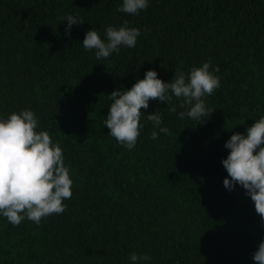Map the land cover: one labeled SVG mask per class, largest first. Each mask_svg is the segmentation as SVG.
Instances as JSON below:
<instances>
[{
  "label": "trees",
  "instance_id": "obj_1",
  "mask_svg": "<svg viewBox=\"0 0 264 264\" xmlns=\"http://www.w3.org/2000/svg\"><path fill=\"white\" fill-rule=\"evenodd\" d=\"M122 2L0 0V119L33 111L73 181L61 214L17 226L0 215V264H133V252L150 257L138 264H255L264 222L241 186L224 187L221 161L264 116V0H148L137 15L117 12ZM68 15L84 21L70 36ZM125 20L141 30L134 48L97 60L83 47L88 30L104 39ZM206 62L220 87L203 123L150 100L131 151L108 134L113 90ZM156 110L169 134L147 120Z\"/></svg>",
  "mask_w": 264,
  "mask_h": 264
},
{
  "label": "clouds",
  "instance_id": "obj_2",
  "mask_svg": "<svg viewBox=\"0 0 264 264\" xmlns=\"http://www.w3.org/2000/svg\"><path fill=\"white\" fill-rule=\"evenodd\" d=\"M148 7V0H123L117 12L137 15ZM65 22V35L70 36L72 25L83 24V19L72 15L61 17ZM141 30L129 27L125 20L117 28L109 26L102 39L96 30L85 33L82 45L86 50H96L97 60L107 59L118 53L121 46L134 48ZM211 69V71H210ZM218 66L203 63L185 73L179 67L171 82L158 78L157 72L147 70L144 78L137 80L128 90H113L108 98L112 101L104 125L121 145L131 151L140 135L141 109H147L150 100L162 102L169 111L176 112L177 106L186 109L179 113L203 123L213 109L205 104L204 97L211 96L220 87ZM180 102L174 105L173 98ZM154 128L169 134L167 126L161 127L163 119L157 110L147 115ZM38 118L31 110L13 112L6 119H0V215L17 226L26 218L36 224L41 219L64 212V200L72 197L73 181L69 168L65 166L63 150L53 143L47 131H37ZM157 131L151 132L156 140ZM228 155L221 161L227 172L223 185L229 191L235 185L241 186L254 203L255 212L264 222V116L246 129V134L234 133L225 142ZM133 264L148 261V255L130 253ZM255 264H264V239L252 254Z\"/></svg>",
  "mask_w": 264,
  "mask_h": 264
}]
</instances>
